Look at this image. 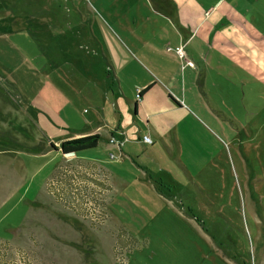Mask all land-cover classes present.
<instances>
[{
	"label": "rangeland",
	"instance_id": "obj_1",
	"mask_svg": "<svg viewBox=\"0 0 264 264\" xmlns=\"http://www.w3.org/2000/svg\"><path fill=\"white\" fill-rule=\"evenodd\" d=\"M160 1L0 0V264H264V65L236 56L187 74L198 64L162 46L181 33ZM173 55L202 84L185 87L201 125H187L190 172L169 168L178 183L155 191L137 166L159 164L142 140L132 162L108 138L121 119L141 122L134 86L169 80ZM91 116L96 148H51Z\"/></svg>",
	"mask_w": 264,
	"mask_h": 264
},
{
	"label": "crops",
	"instance_id": "obj_2",
	"mask_svg": "<svg viewBox=\"0 0 264 264\" xmlns=\"http://www.w3.org/2000/svg\"><path fill=\"white\" fill-rule=\"evenodd\" d=\"M167 2L174 11V18L181 34L175 32L171 40L162 38L164 41L162 46L169 44L174 49L183 46L182 50L186 59L198 64L196 70H193L195 67H191L190 70L186 67L187 74L198 75L197 70L202 71L201 68L209 71L223 68L228 64L233 65L237 63L236 56L246 57L245 62L252 63L255 70L264 65V0L160 1L162 6H166ZM188 20H193V24L189 27L186 25ZM226 57H230L229 61H226ZM258 57L262 58L258 59ZM172 59L175 70L169 75V80L163 81L156 75H151L148 80L134 86L133 94L138 96L135 101L130 102L136 104V112H133L131 121H137L139 118L141 122L136 125L128 122L123 124L124 120L121 119L119 126L113 130V135L117 139L122 138L117 132L126 135L128 140L125 139L126 142L123 143L121 149L129 153L127 156L132 162L136 154L130 150L141 145L144 135L150 137L151 144L142 142V145L144 144V151L148 155L154 154V160L159 163L158 168L149 170L145 163L135 164L152 187L158 181L170 185L178 183V179L169 168H177L182 176L188 173L187 166L182 163L191 135L190 131H187V125L192 126L195 121L201 125L200 119L193 115V110L186 103L185 87L187 85H190V88L193 87L195 84L193 82L199 83L200 86L202 84L198 78L187 81L184 76L182 77L179 70L181 66L179 59L175 55ZM208 82L206 76L203 85ZM117 84L119 85L118 82ZM146 88L147 90L139 96V93ZM179 91L182 92V96ZM197 96L202 97L201 94ZM126 100L128 101V98ZM97 120L95 116L84 119L81 129L75 130V133L67 139L94 134H98L100 138V127L97 126ZM59 145L60 142L54 144L56 147ZM121 156L123 155L119 157ZM139 157L135 159L139 160ZM177 161L181 162L177 163ZM108 174L109 195H112L114 178L112 173ZM154 190L157 191L155 187Z\"/></svg>",
	"mask_w": 264,
	"mask_h": 264
},
{
	"label": "trees",
	"instance_id": "obj_3",
	"mask_svg": "<svg viewBox=\"0 0 264 264\" xmlns=\"http://www.w3.org/2000/svg\"><path fill=\"white\" fill-rule=\"evenodd\" d=\"M146 90H147V88L144 89L143 91H141L139 93V96H141ZM134 112H136V104L134 105ZM98 142H99V135L94 134V135H89V136H84V137H79V138L64 141L59 145V147H56L52 144H51V146L53 149H55L57 151L59 150L63 155H67V154H73V153H77L80 151L96 148L98 145ZM88 165H92L94 168H97V167H95L94 164H88ZM83 169H84L83 166H79V171H83ZM98 171H99V169L96 171V173ZM65 174H66V169L62 168L59 176L65 177ZM108 176H109L108 174L105 175V173H104L105 183L103 185L105 186L104 188L106 189L107 192L110 191V185L108 184V182H109ZM80 180L83 181V174L82 175L80 174ZM93 182L96 184L97 187L103 188V185H99L98 181L96 179H95V181H93V179H91V182H89V184H93ZM97 199L100 200L101 197H97ZM101 202H103V201H101ZM102 205H104L105 208H108V202H103Z\"/></svg>",
	"mask_w": 264,
	"mask_h": 264
},
{
	"label": "built area",
	"instance_id": "obj_4",
	"mask_svg": "<svg viewBox=\"0 0 264 264\" xmlns=\"http://www.w3.org/2000/svg\"><path fill=\"white\" fill-rule=\"evenodd\" d=\"M178 53L182 57V53H183L182 52V49H178ZM186 63L192 66V63H190V62H186ZM120 136H122L121 139H117L115 136H111L109 138V143L112 146L116 147L115 149L117 151L118 157L121 155V147L123 146V143L125 141L124 138H123V136H124L123 133H120ZM141 140L145 144H151V142H152L151 139H150V137L147 136V135H144ZM110 157L111 158H114V155H111Z\"/></svg>",
	"mask_w": 264,
	"mask_h": 264
},
{
	"label": "water",
	"instance_id": "obj_5",
	"mask_svg": "<svg viewBox=\"0 0 264 264\" xmlns=\"http://www.w3.org/2000/svg\"><path fill=\"white\" fill-rule=\"evenodd\" d=\"M53 145V144H52ZM51 146V145H50ZM51 148H52V146H51ZM53 149V148H52ZM54 151H57V150H55V149H53Z\"/></svg>",
	"mask_w": 264,
	"mask_h": 264
}]
</instances>
